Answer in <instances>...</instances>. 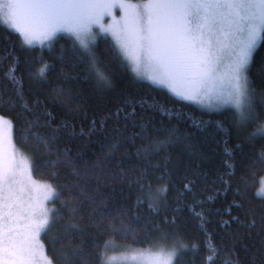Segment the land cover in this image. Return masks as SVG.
<instances>
[{"label": "trees", "instance_id": "obj_1", "mask_svg": "<svg viewBox=\"0 0 264 264\" xmlns=\"http://www.w3.org/2000/svg\"><path fill=\"white\" fill-rule=\"evenodd\" d=\"M72 41L71 35L60 33L51 47L23 45L19 33L0 22V114L11 119L16 143L30 155L35 173L55 187L72 186L77 178L71 166L53 163L55 148L51 153L37 151L23 140L28 122L39 117L40 123L29 131L45 136L55 128L57 147L68 149L77 167L103 156L110 144L120 140L119 151L109 157L108 168L115 179L101 183L98 194L92 191L95 180L85 185L99 205L92 220L88 215L92 205L80 197L85 249L102 246L104 241H108L107 251L117 245L152 249L182 244L174 264H235L237 260L264 264V234L245 226L253 218L259 222L264 214V197L257 193L264 167L251 166L264 149L258 135L251 139L257 123L238 126L233 108L207 110L136 77L107 35L97 38L95 48L107 66L111 86L97 85L94 78L85 80L82 65L73 69ZM108 49L117 55L113 58ZM262 66L264 40L254 51L248 72L256 90L254 105L264 120ZM13 69L21 81L22 99L15 97ZM60 89L64 95H59ZM46 122L51 128L43 126ZM142 173L145 178L137 181ZM61 191L52 209H60L58 215L67 218L61 201L80 196V191L75 187L71 193L68 187ZM54 235L42 233V240L51 261L62 264L66 246L54 243Z\"/></svg>", "mask_w": 264, "mask_h": 264}, {"label": "snow or ice", "instance_id": "obj_2", "mask_svg": "<svg viewBox=\"0 0 264 264\" xmlns=\"http://www.w3.org/2000/svg\"><path fill=\"white\" fill-rule=\"evenodd\" d=\"M105 17H110V22L105 23ZM0 22L19 33L23 45L27 46L47 43L51 47L58 32L70 33L75 57L73 69L82 65L83 78H94L96 84L102 86H111L112 81L95 43L100 33H111L119 53L130 61L132 71L138 76L146 75L176 95L206 103L209 107L220 102L231 104L236 124L257 123L251 139L258 135L264 140V120L256 111V90L250 87L248 75L258 42L264 40V0H0ZM108 53L113 58L117 55L111 49ZM60 59L64 60L63 54ZM12 71L10 80L17 85L15 97L22 99L21 81H17L15 69ZM260 72L264 75V66ZM224 82L228 85L227 91H217V84ZM58 93L64 95L63 89ZM261 100L264 101V91ZM24 107L27 108L26 103ZM39 123V117L28 122L23 140L34 144L37 151L43 149L51 153L55 148L57 161L53 163L71 166L77 179L72 186L44 185L43 200L25 202L19 194L23 189L19 187L21 173L12 135L14 125L0 115V264H40L39 251L43 246L39 237L49 232H55L54 243L66 246L61 254L62 264H106L108 241L102 246L94 244L89 250L84 247L82 233L86 225L84 201L80 197H85L92 205L88 214L92 220L99 205L95 196L85 191V185L95 180L96 188L92 191L98 194L101 183L115 179L108 168L109 157L119 151L121 142L116 139L103 156L91 162L84 160L77 167L69 150L57 147L55 128L48 136L29 131ZM43 126L51 128L48 122ZM143 151L147 153L149 149ZM251 166L264 167V149L252 159ZM52 176L55 179L58 173L54 170ZM144 178L142 173L136 179ZM64 187H68L70 193L73 187L80 191V196L70 195L69 199L61 201L67 218L58 215L60 209L44 206L45 201L59 200ZM93 222L96 227L101 226L100 222ZM245 226L264 234V214L259 222L253 218ZM122 227L124 231L129 230L126 225ZM182 247V244L173 247L163 264H171Z\"/></svg>", "mask_w": 264, "mask_h": 264}, {"label": "rangeland", "instance_id": "obj_3", "mask_svg": "<svg viewBox=\"0 0 264 264\" xmlns=\"http://www.w3.org/2000/svg\"><path fill=\"white\" fill-rule=\"evenodd\" d=\"M133 2H136V1L133 0ZM116 14L117 15L120 14L118 9L116 10ZM110 19H111L110 17H105V23L110 22ZM97 31H98V29H97ZM60 33L71 35L68 32H58L53 39H55ZM103 35L110 36L115 41V38L111 35V33H100L97 36V38L99 36H103ZM259 43H260V41L258 42V45H259ZM32 46H41V45L39 43H36ZM47 46H48V44L46 43L44 45V47H47ZM127 62H128L129 66L132 70L131 63L128 59H127ZM133 73L136 75V77L143 79V80H147V81H149V82H151V83H153L159 87H162V88L168 90L173 95H175L179 98H182V97L176 95L167 86L155 83L152 80L148 79V77L146 75L138 76L135 72H133ZM250 87H251V85H250ZM216 88H217V91H219V92H226L228 89V85L226 82H224V83L217 84ZM182 99H184V98H182ZM185 100L190 101V102L198 105L199 107L207 109V110H220V109H224L227 107L233 108V106L231 104L224 103V102H220L215 107H209L206 103H201L197 100H188V99H185ZM4 117L6 120L11 121V119H9L8 117H6V116H4ZM4 130H5V133L7 134V132H8L7 125L4 126ZM12 135L14 137L13 131H12ZM14 141L16 144V148L18 150L17 151V161H18L19 171L21 173V175L19 177V179L21 180V184L19 185V187L23 189V191L20 192L19 194L22 196V198L25 202H28L29 200H43V197L45 195V189L43 186L50 184V185H52V187H54V188H56V187L49 180H45L44 178L40 177L39 174H38L39 175L38 176L35 173L33 165H32V159H31L30 155L26 151H23L18 146L15 138H14ZM29 176L31 178L30 180H29ZM257 193H258V195L264 197V177L261 180V184L258 188ZM52 205H53V201H45L44 202V206L48 209H52ZM39 240H40V244L43 246L39 251L40 264H47V262L51 261V259L49 258V256L46 253L45 245H44L43 240H42V233L39 237ZM162 247L163 246L155 247L152 249H137V248H134L131 246L127 247L126 245H117V246L111 247V249L109 251H107V255L105 257L106 264H163V261L167 259V253L169 251H171L172 247L171 248H163L164 250L161 251ZM175 259H176V256L172 258L171 264L175 263ZM52 264H54V263L52 262Z\"/></svg>", "mask_w": 264, "mask_h": 264}]
</instances>
